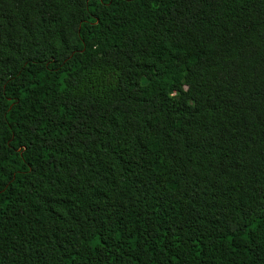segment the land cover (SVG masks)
<instances>
[{
	"label": "trees",
	"instance_id": "16d2710c",
	"mask_svg": "<svg viewBox=\"0 0 264 264\" xmlns=\"http://www.w3.org/2000/svg\"><path fill=\"white\" fill-rule=\"evenodd\" d=\"M0 264H264V0H0Z\"/></svg>",
	"mask_w": 264,
	"mask_h": 264
}]
</instances>
